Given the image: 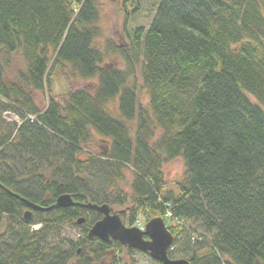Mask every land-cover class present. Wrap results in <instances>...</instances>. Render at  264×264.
Returning a JSON list of instances; mask_svg holds the SVG:
<instances>
[{"label":"trees","instance_id":"1","mask_svg":"<svg viewBox=\"0 0 264 264\" xmlns=\"http://www.w3.org/2000/svg\"><path fill=\"white\" fill-rule=\"evenodd\" d=\"M99 19V0H0V264H115L125 247L88 235L103 215L84 205L128 200L131 226L136 209L170 214L172 258L264 264V0H160L120 46L99 44ZM16 53L25 67L12 74ZM62 66L97 81L56 97ZM177 158L185 171L168 188L163 166ZM64 194L73 206L29 205ZM80 218V237L51 239Z\"/></svg>","mask_w":264,"mask_h":264},{"label":"rangeland","instance_id":"2","mask_svg":"<svg viewBox=\"0 0 264 264\" xmlns=\"http://www.w3.org/2000/svg\"><path fill=\"white\" fill-rule=\"evenodd\" d=\"M160 0H99L100 3V19L97 23L100 28L101 35L99 36V44L105 46L107 44H113L115 46L125 45L127 42V31H132L134 28L139 26L148 27L157 10V6ZM107 62L115 63L119 68L124 69L125 63L121 57L114 52H111L107 58ZM25 61L20 54L16 53L12 57L11 62V73H16L19 70L24 69ZM56 73L53 77V94L56 97L64 98L65 95L71 91L81 88H90L96 83L95 80H87L81 78L79 75L74 74L70 67L62 66L57 68ZM136 79L141 81V75L139 71L136 73ZM35 99L37 104L44 108L47 106L48 96L45 93L37 91L35 94ZM140 99L142 106L149 108V97L147 90L144 88L141 91ZM112 110L114 112L118 111L116 107V102L111 104ZM7 119H15L16 116L12 114L5 115ZM103 146H105V141L103 136L98 133H94L92 141V150L95 153H100L103 151ZM99 155V154H98ZM185 171V166L182 158H177L175 160L165 163L163 166L164 178L167 181L168 188H172L173 185L182 179ZM132 171L131 168L127 169L124 177L121 181L123 189L131 193L130 183L132 181ZM132 202L128 200V203L125 206H115L112 209V212L122 211V221L129 227L131 226V211L130 206ZM134 208V207H133ZM136 209V208H135ZM135 212L137 219L133 226L139 228H144L145 224L148 221V209H136ZM125 213V214H124ZM34 216V215H33ZM33 218V217H32ZM39 226V225H38ZM81 235V225L78 223L74 224H63L59 229H56L53 234H51V239L56 242L60 238H78ZM181 240V239H180ZM206 240H209L206 239ZM182 242V241H181ZM124 247V246H123ZM127 249H132V253H128ZM172 249V248H171ZM118 256H116L115 264H159L153 260L148 254H143L133 248H127L122 252L117 251ZM175 258H182V254L175 253L173 254Z\"/></svg>","mask_w":264,"mask_h":264},{"label":"water","instance_id":"3","mask_svg":"<svg viewBox=\"0 0 264 264\" xmlns=\"http://www.w3.org/2000/svg\"><path fill=\"white\" fill-rule=\"evenodd\" d=\"M75 204L73 198L69 194L61 195L56 202L50 207L44 208L35 204H30L35 210H48L53 207H69ZM84 207L95 209L100 212L103 217L95 223L89 230L90 237H97L102 241L110 239L118 240L127 247L148 254L153 260L159 264H191L185 258H172L169 251L174 242V235L169 230L163 217H155L145 224V230L138 227H127L118 212H112L110 205H97L88 203ZM33 210L29 209L24 215L25 222H30ZM84 218L77 220L81 224ZM147 237V238H145Z\"/></svg>","mask_w":264,"mask_h":264},{"label":"bare ground","instance_id":"4","mask_svg":"<svg viewBox=\"0 0 264 264\" xmlns=\"http://www.w3.org/2000/svg\"><path fill=\"white\" fill-rule=\"evenodd\" d=\"M169 218H170V214L168 213V214L164 217V220H165L166 224H167ZM169 230H170V229H169ZM185 259H186V258H185Z\"/></svg>","mask_w":264,"mask_h":264},{"label":"flooded vegetation","instance_id":"5","mask_svg":"<svg viewBox=\"0 0 264 264\" xmlns=\"http://www.w3.org/2000/svg\"><path fill=\"white\" fill-rule=\"evenodd\" d=\"M140 252V251H139ZM141 253H143V252H141ZM143 254H146V253H143ZM157 262V261H156Z\"/></svg>","mask_w":264,"mask_h":264}]
</instances>
